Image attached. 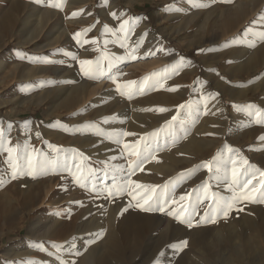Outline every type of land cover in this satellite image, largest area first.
<instances>
[{
	"label": "rangeland",
	"instance_id": "obj_1",
	"mask_svg": "<svg viewBox=\"0 0 264 264\" xmlns=\"http://www.w3.org/2000/svg\"><path fill=\"white\" fill-rule=\"evenodd\" d=\"M240 5L248 9L237 19L243 27L221 36L218 26ZM7 10L0 29V61H7L0 65V256L30 235L32 215L19 225L12 214L39 206L50 191L54 200L77 193L41 211L86 227L104 204L117 202L179 224L182 237L171 235L172 226L151 229L130 244L123 263L110 264H174L179 256L192 264L205 248L213 264H264V94H241L264 81V63L245 72L252 57L245 51L264 57V0H0V25ZM80 60L92 61L83 66L92 71L85 74ZM66 91L84 93L80 103L52 110L50 101ZM52 153H64L65 162L52 168ZM148 197L150 208L137 206ZM214 227L225 234L211 246ZM254 235L260 255L249 249ZM101 240L87 239L86 247Z\"/></svg>",
	"mask_w": 264,
	"mask_h": 264
},
{
	"label": "bare ground",
	"instance_id": "obj_2",
	"mask_svg": "<svg viewBox=\"0 0 264 264\" xmlns=\"http://www.w3.org/2000/svg\"><path fill=\"white\" fill-rule=\"evenodd\" d=\"M75 1H77V0H75ZM243 6L240 5L238 7V11L234 12V15L230 14V12L227 13V14L232 15V16H227V18H225L226 21L223 24L218 26V29L221 28V30H222V31H220L222 33L221 36L225 37V35L234 32L236 29L239 30L240 28L243 27L242 24H240V21H237L239 15L240 14L242 15L246 10L245 9L246 7H243ZM8 19H10V14H9V11L7 10V12L5 11L3 13V19H2V24L0 25V29L3 28V26H2L3 22L5 20H8ZM64 33H66V31ZM33 35H34V32H31V31L28 32L27 33V39H28L27 41L32 39ZM210 41H211V43L213 42L212 39ZM260 50L264 51V45L260 47ZM245 52H248V54L250 53V55H252L251 60L249 61V64L245 65L247 67H250V69L245 70V72L250 74L252 69H254L256 71L258 69L259 65L264 63V57H260L259 52H256V51L248 50ZM213 58H216V56H213L211 58L210 56L204 54L202 57L203 60H205V59L209 60V59H213ZM6 62L7 61L5 59H3L0 61V65L3 66ZM26 78H32L31 71L27 72ZM263 83H264V81L260 80L259 82H257L256 85L250 86V87L245 88V89H241V91H242L241 94L246 93L245 95H249L251 92L254 94V92H256L259 89L262 90L263 94H264ZM82 85H84V84H82ZM99 86H101V85H99ZM99 88L100 87H98V89ZM108 91L110 92V90H108ZM75 92L76 91H74V93ZM66 93H67V91H66ZM77 93H79V91ZM110 93L113 95L112 92H110ZM83 94H80L81 97ZM49 95H50L49 92H47L46 95L40 94L39 96H36L37 99L34 101L36 102V104H40L43 101L48 100ZM61 95H64V94H61ZM80 95L73 96V95H69V92H68L63 98L62 97L59 98L60 100L58 99V100L50 101V105H51L50 107L53 110V109H60L64 105H69V104H73V103L79 104L81 101ZM102 95H103V92H102ZM106 95H108V94H106ZM105 97H107V96H105ZM104 99H106V98H104ZM138 114L139 113H137V116H138ZM132 118H133V116H132ZM140 121L141 120H139V122ZM142 121H143V119H142ZM144 121H145V119H144ZM147 122H148V120H147ZM146 125H150V124L147 123ZM134 126L135 125H133V127ZM141 128H145V127H141ZM141 128H140V130H141ZM137 129H138V131H140L139 128H137ZM134 130H136V129L134 128ZM30 134L33 137H35L34 136L35 132H31ZM26 135H27L26 132L23 131L22 136H21V140L19 142L20 143L19 145H23L24 148H25V143L27 141ZM86 140H88V139L84 140V138H83L82 142H78L81 145V147L82 146L84 147L86 145V143H87ZM80 141H81V139H80ZM193 141H195V140H193ZM76 143H77V141H76ZM105 147H106V145H105ZM111 147H109V148H111ZM86 153H87V151H86ZM88 153L90 155L91 154L93 155V153H94L93 149H91V150L89 149ZM115 153L116 152H113V153L109 152V154L108 153H106V154H107V156H110V155L115 154ZM100 154H102V153H100ZM64 156H66V155H64V153L57 154V155L55 153L50 154L49 155L50 166L53 168V166H55L56 164H58V163L62 164L63 162H65ZM115 156H117V155H115ZM72 157L73 156H70V158H67V157L66 158L71 161ZM118 157H120V156H118ZM110 159H112V158H110ZM118 161H119V158H118ZM121 162L122 161H120V163ZM0 175H2V174H0ZM57 180H58V178H57ZM19 188L21 190L23 187L22 188L19 187ZM16 189H18V188L16 187ZM43 189H45V188H43ZM23 191L25 192L26 190L23 189L22 192ZM37 193H39V192H37ZM76 193L74 192V193H67V194H69L72 197ZM67 194L65 193L64 195H61L60 198L54 200V196H51V193L49 191L46 194V198L43 200H42V196L40 195L42 202L39 206L37 205V207H36V204H35L36 202L34 203L32 201L34 204L33 203H31V204L27 203L26 205L24 204L25 206L23 208H21V210H19L18 213L12 214V218L17 219V223H19V225L25 220L27 213L32 215L31 219L29 221V228H30L29 233H30V235L21 243L15 244V245H12V246H9L8 248H6L3 251L2 256H0V264H8L7 261L14 262V264H110V262H121V263H123L124 262L123 260H126V258L129 257V256H127V252H128V248H129L130 244L132 242L133 243H138V241L141 242L147 236V234L150 232L151 229L155 230V229H159L161 226H163V228L165 230L167 228L169 229L168 226H172V228L171 227L170 228L173 230L169 229L170 233H172L171 235H174V237L176 236L177 238L182 237L181 228H180V226H178L179 224L176 225L177 223L176 224L172 223L170 219H168V220L160 219V222L157 223V219H152V218H154L153 216L151 217L150 215L145 214V212L144 213L140 212L141 210L136 211L137 209L136 210L131 209L132 211L131 210L127 211V210L123 209L124 205L122 203L119 204L118 202L112 203V204L108 203L107 205L104 204L102 207L101 215H99L98 218H94L93 220H91V222L89 223V225L87 227L84 226L82 223H78V222L71 223L73 220L71 222H67V221H65V219L63 220V218L61 219L60 217H54L55 215L54 216L46 215L42 212L43 210L41 211V208L43 206L53 205L54 203L65 199L68 196ZM36 196L34 198H36ZM37 197H39V196H37ZM28 198H29V196H28ZM26 201H27V199H26ZM66 202H68V201H66ZM37 204H38V202H37ZM121 205H123V206H121ZM233 219H232V221H234ZM164 224H165V226H164ZM224 229H225L224 227H222V228L221 227H214V231L215 230L216 231H215V233L212 234V237L210 239L206 238L207 240H209V243H207V244L213 246V245H215L214 244L215 241H217V242L222 241L223 234H225ZM87 230H88V234H87L88 236L84 237L81 233L82 232L85 233V231H87ZM0 235L4 236L3 233H0ZM97 235L102 236V240L100 242H98L97 244H94L93 246L87 248L86 247V240L91 239ZM254 237H258V238L254 242H252L253 245L249 249H251L252 251L258 252L260 255L262 250H263L262 245L260 243L261 237L259 238V236H256V235H254ZM171 238H172V236H171ZM194 239H197V238L195 237V235L192 232V237H190V240L192 241ZM254 239L255 238H253V240ZM175 240H176V238H175ZM47 241H49V243L47 245L48 248L44 249V246H46ZM140 242H139V244H140ZM207 244L205 246H207ZM83 249H86V252L84 254H82L79 258L74 259L73 257L79 256L80 254H78V253H81V250H83ZM44 250L46 251L45 253H44ZM196 252H198V251H196ZM198 254L200 257L198 256L197 259L196 258L191 259V260H194V261H192V264H213L215 262L214 258L212 256H209V255H212L210 248H205V250H202V252H200ZM143 256H140V257H143ZM170 256H171V254H170ZM173 256H174V254H173ZM181 258H180V256L178 258H174L172 263L184 264V263H182L183 258H182V260H181ZM131 259H133V258H131ZM168 259H169V257H168ZM210 259H213L214 262ZM141 260H142V258H141ZM150 260H152V258H150ZM164 260H165V258H164ZM166 260H167V258H166ZM129 261H130V259H129ZM162 261H163V259H162ZM232 261H233V259H232ZM144 262H146V261L144 260ZM147 262H148V260H147ZM165 262L168 263V260ZM160 263H161V261H160ZM11 264H13V263H11Z\"/></svg>",
	"mask_w": 264,
	"mask_h": 264
},
{
	"label": "snow or ice",
	"instance_id": "obj_3",
	"mask_svg": "<svg viewBox=\"0 0 264 264\" xmlns=\"http://www.w3.org/2000/svg\"><path fill=\"white\" fill-rule=\"evenodd\" d=\"M52 6L57 7L58 5H52ZM75 15H76V13H73V16H75ZM111 15H112V16H116V13H111ZM124 23H127V22L125 21ZM124 23H121V25H120L121 31H123V29H124ZM105 28H107V26H105ZM75 35L78 36L79 33H77V34H75ZM92 42L95 43V40H93ZM46 62L51 63V61H46ZM79 63H80V65H81V70L84 71L85 74H88V72L92 71L91 68H89V69H84V68H83L84 65H91V64L93 63L92 61H88V60H80ZM118 90H119V89H118ZM159 111H160V112H163V111H166V109L161 108V109H159ZM173 120H175V117H173ZM105 122H107V121H105ZM167 123L170 124L171 122L169 121V122H167ZM123 135H124V136H127V135H133V134H132V133H123ZM152 135H156V133H152ZM262 139H264V137H262ZM123 146H124L125 149H127V148L130 147L127 143H125ZM9 151H11V149H9ZM130 154H131V155H137V152L134 151V152H132V153H130ZM33 159H34V157H32V156H29V157H28L29 167H34V165H33ZM204 167H205V168H209V164H208V163H205ZM133 171H135V169H133ZM14 175H15V173H14ZM262 175H264V173H262ZM232 176H233V177H236V176H237V172H236L235 169L232 171ZM249 182H250V181H249ZM129 183H130V184H135L136 187H138V188H139V187H142V185L136 184L135 181H129ZM121 187H122V188H126L127 185H122ZM186 198H187V197H186L185 195H181V196H180V200H182V201L185 200ZM205 198H207V197H205ZM239 198H240V197H236V199H239ZM151 199H152V197H148V199H145V200H144V203H143V204H140V203L138 202V203H137V206L140 207V208H142V209H144V206H145V205H148L149 208H150L151 205L149 204V200H151ZM173 202H175V201H173ZM219 206H220V205H219V202H217V207H219ZM230 207H231V205H228V208H230ZM144 210H147V209H144ZM160 210L163 211V207H161ZM183 211H184V210L181 209V212H183ZM224 214L227 215V210H225V213H224ZM177 219H178V220L180 219V214H177ZM181 222H185V221H181ZM190 226H191V225H190ZM185 243H186V242H185Z\"/></svg>",
	"mask_w": 264,
	"mask_h": 264
}]
</instances>
